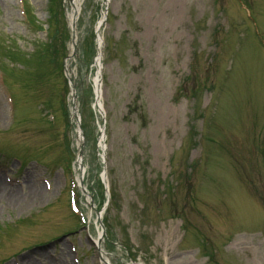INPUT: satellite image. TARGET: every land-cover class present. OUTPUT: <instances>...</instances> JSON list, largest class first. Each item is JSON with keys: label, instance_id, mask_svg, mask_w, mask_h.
<instances>
[{"label": "rangeland", "instance_id": "obj_1", "mask_svg": "<svg viewBox=\"0 0 264 264\" xmlns=\"http://www.w3.org/2000/svg\"><path fill=\"white\" fill-rule=\"evenodd\" d=\"M31 1L36 30L16 0H0V152L53 169L13 176L0 162V264H17L18 251H29L24 264H71L70 242L92 264L100 221L108 264H264V52L250 19L264 38V0H75L76 45L71 0H55L41 59L39 29L52 7ZM104 168L113 188L100 219ZM46 171L66 190L44 188ZM73 190L90 221L80 230L68 208Z\"/></svg>", "mask_w": 264, "mask_h": 264}, {"label": "bare ground", "instance_id": "obj_2", "mask_svg": "<svg viewBox=\"0 0 264 264\" xmlns=\"http://www.w3.org/2000/svg\"><path fill=\"white\" fill-rule=\"evenodd\" d=\"M100 44H101V39H100ZM99 95H100V91H99Z\"/></svg>", "mask_w": 264, "mask_h": 264}]
</instances>
